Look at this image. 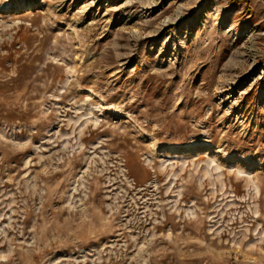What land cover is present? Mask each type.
<instances>
[{
    "label": "rangeland",
    "instance_id": "1",
    "mask_svg": "<svg viewBox=\"0 0 264 264\" xmlns=\"http://www.w3.org/2000/svg\"><path fill=\"white\" fill-rule=\"evenodd\" d=\"M0 264H264V0H0Z\"/></svg>",
    "mask_w": 264,
    "mask_h": 264
},
{
    "label": "trees",
    "instance_id": "2",
    "mask_svg": "<svg viewBox=\"0 0 264 264\" xmlns=\"http://www.w3.org/2000/svg\"><path fill=\"white\" fill-rule=\"evenodd\" d=\"M236 1V3H240L241 2V0H235Z\"/></svg>",
    "mask_w": 264,
    "mask_h": 264
},
{
    "label": "bare ground",
    "instance_id": "3",
    "mask_svg": "<svg viewBox=\"0 0 264 264\" xmlns=\"http://www.w3.org/2000/svg\"><path fill=\"white\" fill-rule=\"evenodd\" d=\"M85 11V10H84Z\"/></svg>",
    "mask_w": 264,
    "mask_h": 264
}]
</instances>
